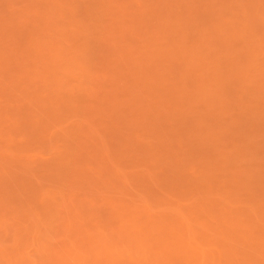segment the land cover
I'll return each mask as SVG.
<instances>
[{
	"label": "rangeland",
	"instance_id": "obj_1",
	"mask_svg": "<svg viewBox=\"0 0 264 264\" xmlns=\"http://www.w3.org/2000/svg\"><path fill=\"white\" fill-rule=\"evenodd\" d=\"M0 264H264V0H0Z\"/></svg>",
	"mask_w": 264,
	"mask_h": 264
}]
</instances>
